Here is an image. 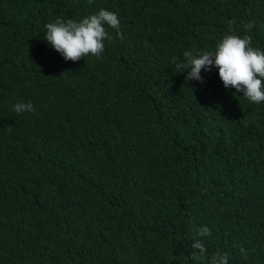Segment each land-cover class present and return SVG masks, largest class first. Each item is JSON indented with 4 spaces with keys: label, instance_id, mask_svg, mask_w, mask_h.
Returning <instances> with one entry per match:
<instances>
[{
    "label": "trees",
    "instance_id": "obj_1",
    "mask_svg": "<svg viewBox=\"0 0 264 264\" xmlns=\"http://www.w3.org/2000/svg\"><path fill=\"white\" fill-rule=\"evenodd\" d=\"M100 8L101 58L44 39ZM232 19L264 49V0H0V264H207L205 225L209 258L264 264V103L175 67Z\"/></svg>",
    "mask_w": 264,
    "mask_h": 264
},
{
    "label": "clouds",
    "instance_id": "obj_2",
    "mask_svg": "<svg viewBox=\"0 0 264 264\" xmlns=\"http://www.w3.org/2000/svg\"><path fill=\"white\" fill-rule=\"evenodd\" d=\"M91 2V0H89ZM236 20L228 21V31L207 50L187 49L183 52V60L175 63L177 72L187 70L185 80L203 82L201 71H210L214 66L225 88H234L233 93H242L249 102L264 103V49L252 44V37L239 34ZM249 32L254 24L245 22L240 26ZM44 39L65 60L73 62L94 56L101 58L105 51V41L123 39L120 18L117 13L100 8L98 11L82 17L79 20L57 18L45 25ZM113 29L115 35L109 32ZM17 113L35 112L31 102H17L12 105ZM211 235V230L205 225L196 231L191 247V257L195 261H205L207 264H229L227 252L216 251L208 257V250L202 242L203 237ZM241 255L247 258V252L240 248Z\"/></svg>",
    "mask_w": 264,
    "mask_h": 264
}]
</instances>
